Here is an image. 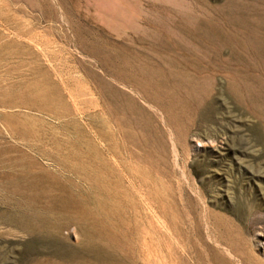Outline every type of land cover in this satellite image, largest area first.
<instances>
[{"label": "rangeland", "instance_id": "obj_1", "mask_svg": "<svg viewBox=\"0 0 264 264\" xmlns=\"http://www.w3.org/2000/svg\"><path fill=\"white\" fill-rule=\"evenodd\" d=\"M0 264H264V0H0Z\"/></svg>", "mask_w": 264, "mask_h": 264}]
</instances>
